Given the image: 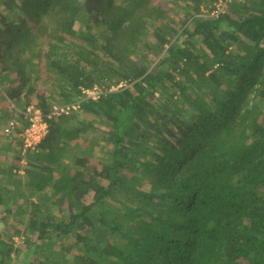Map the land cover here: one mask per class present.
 <instances>
[{
	"label": "trees",
	"instance_id": "obj_1",
	"mask_svg": "<svg viewBox=\"0 0 264 264\" xmlns=\"http://www.w3.org/2000/svg\"><path fill=\"white\" fill-rule=\"evenodd\" d=\"M121 82L82 117L47 119L23 175L25 119L10 134L5 173L28 196L20 180L0 193V264L16 251L24 264H264V0L206 17L153 0H0L1 123Z\"/></svg>",
	"mask_w": 264,
	"mask_h": 264
},
{
	"label": "rangeland",
	"instance_id": "obj_2",
	"mask_svg": "<svg viewBox=\"0 0 264 264\" xmlns=\"http://www.w3.org/2000/svg\"><path fill=\"white\" fill-rule=\"evenodd\" d=\"M212 0H199L200 5H199V12L195 11V3L192 0H153V2L157 5H160L161 7H163L164 9H166L171 15L177 16V15H183L185 13H189L191 15H196L199 17H206L209 16L210 13H208L209 9H210V5ZM209 14V15H207ZM78 27V25L76 26ZM244 42H248L247 39H244ZM42 89V88H40ZM55 106V105H53ZM264 107V106H263ZM4 108H5V103L3 101H0V117L2 116L3 112H4ZM18 112V113H17ZM16 112V119L17 122H15L16 127H22L23 123H24V116H18V114L20 113V111ZM78 115L79 117H82V114L79 112L74 113L70 116H76ZM9 122V123H8ZM11 122L14 121H7V125L6 123H1L0 120V193L3 191V189L5 188H13V190H16V182H18L19 180V184L21 185V189L22 193H24V195L28 196V190L27 187L24 184V180L25 177H21L18 181H15V178H9L8 174L5 173L8 170V167L10 166V164L12 165L15 161V157L17 155V149L15 147V143L13 138H11L10 135L6 134L5 129L9 126V124ZM6 125V126H5ZM263 125H264V120H263ZM93 150L94 155L96 157H100L99 154V146H94ZM10 179V180H9ZM17 180V179H16ZM19 190V191H20ZM18 191V190H17ZM31 201H36L37 198H31ZM86 202H90V197H88L86 199ZM26 203H28V201L26 199H23L21 197V200L17 201L16 204L14 205V207H19V206H23L25 209ZM4 214V213H3ZM2 215V210L0 209V216ZM26 220V214L24 213H14L12 215L7 216L6 218V223L4 226V230L9 229L10 226H13L14 222L16 221H22L25 222ZM14 243H15V248L16 249H23V239L21 237H16L14 238ZM29 256L25 255V253H21L20 251H16L13 253L12 255V262L11 264H24L28 261Z\"/></svg>",
	"mask_w": 264,
	"mask_h": 264
},
{
	"label": "built area",
	"instance_id": "obj_3",
	"mask_svg": "<svg viewBox=\"0 0 264 264\" xmlns=\"http://www.w3.org/2000/svg\"><path fill=\"white\" fill-rule=\"evenodd\" d=\"M230 0H216L214 3V9L211 11L209 16H217L223 13L226 9L227 4ZM126 83H118L112 85L109 89H104L98 85L92 88H81V100L65 105H55L52 106L47 114H43L39 109L30 106L23 113L24 119L27 122L26 126L21 129L18 134V138L21 143L20 149V162L18 174L23 175L25 166L27 164V157L29 153H38L39 145L42 138L47 133V119L57 116H70L74 113L80 112V102L85 100L97 101L106 92H115L120 89L126 88ZM16 123L11 122L9 126L5 129L6 134L10 135L16 129Z\"/></svg>",
	"mask_w": 264,
	"mask_h": 264
},
{
	"label": "crops",
	"instance_id": "obj_4",
	"mask_svg": "<svg viewBox=\"0 0 264 264\" xmlns=\"http://www.w3.org/2000/svg\"><path fill=\"white\" fill-rule=\"evenodd\" d=\"M17 120H18V119L15 118V119L12 120V121L17 122ZM23 124H24V123H23ZM22 126H23V125H22ZM19 128L21 129L22 127H19Z\"/></svg>",
	"mask_w": 264,
	"mask_h": 264
}]
</instances>
